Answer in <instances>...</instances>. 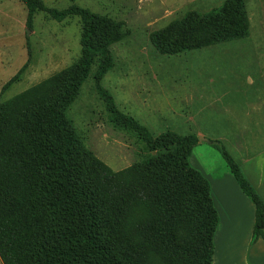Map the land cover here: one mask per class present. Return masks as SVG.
I'll return each mask as SVG.
<instances>
[{
  "label": "trees",
  "instance_id": "16d2710c",
  "mask_svg": "<svg viewBox=\"0 0 264 264\" xmlns=\"http://www.w3.org/2000/svg\"><path fill=\"white\" fill-rule=\"evenodd\" d=\"M21 1L27 26L40 10L57 21L77 15L81 53L69 66L0 98L2 264H213L219 214L209 180L189 162L198 135H153L101 85L113 67L111 45L125 36L121 23L77 4L59 10L43 0ZM247 34L244 1L226 0L209 12L186 13L150 40L159 52L176 54ZM93 65L95 90L110 121L135 134L145 150L116 171L85 145L67 113ZM220 150L254 205L253 243L264 238V200L234 158Z\"/></svg>",
  "mask_w": 264,
  "mask_h": 264
},
{
  "label": "rangeland",
  "instance_id": "374dc122",
  "mask_svg": "<svg viewBox=\"0 0 264 264\" xmlns=\"http://www.w3.org/2000/svg\"><path fill=\"white\" fill-rule=\"evenodd\" d=\"M225 1L43 0L48 8L77 4L121 23L125 36L111 45L113 67L101 85L121 111L153 135L167 130L198 133L189 162L213 178L229 169L220 147L248 172L256 164L264 165V0H243L248 34L240 39L163 54L150 36L188 12H209ZM27 17L28 8L21 0H0L1 99L69 66L81 53L77 15L57 21L40 10L30 26ZM28 58L19 79L2 93L3 85ZM94 69L93 65L67 113L85 145L116 171L140 159L145 150L135 134L110 121L95 90ZM246 158L251 162L243 166Z\"/></svg>",
  "mask_w": 264,
  "mask_h": 264
},
{
  "label": "crops",
  "instance_id": "0c3cea01",
  "mask_svg": "<svg viewBox=\"0 0 264 264\" xmlns=\"http://www.w3.org/2000/svg\"><path fill=\"white\" fill-rule=\"evenodd\" d=\"M249 162V158H246L242 165ZM262 167L264 168V165L259 163L253 172L242 170L264 200V170H260ZM198 169L210 182L211 195L219 214L214 234L212 263L264 264V238L250 243L254 223V205L251 200L241 191L229 169L214 178Z\"/></svg>",
  "mask_w": 264,
  "mask_h": 264
},
{
  "label": "water",
  "instance_id": "95a60500",
  "mask_svg": "<svg viewBox=\"0 0 264 264\" xmlns=\"http://www.w3.org/2000/svg\"><path fill=\"white\" fill-rule=\"evenodd\" d=\"M199 140H203V141H207V142H210L208 139L204 138L203 136H199Z\"/></svg>",
  "mask_w": 264,
  "mask_h": 264
}]
</instances>
